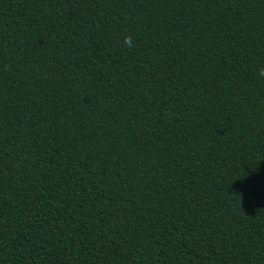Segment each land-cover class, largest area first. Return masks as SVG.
Segmentation results:
<instances>
[{
  "label": "trees",
  "instance_id": "16d2710c",
  "mask_svg": "<svg viewBox=\"0 0 264 264\" xmlns=\"http://www.w3.org/2000/svg\"><path fill=\"white\" fill-rule=\"evenodd\" d=\"M259 66L264 0H0V264H264Z\"/></svg>",
  "mask_w": 264,
  "mask_h": 264
},
{
  "label": "clouds",
  "instance_id": "9594fccd",
  "mask_svg": "<svg viewBox=\"0 0 264 264\" xmlns=\"http://www.w3.org/2000/svg\"><path fill=\"white\" fill-rule=\"evenodd\" d=\"M124 45L129 48L132 47V37L131 36H126L124 38ZM257 71H258L259 76L264 77V66H259L257 68Z\"/></svg>",
  "mask_w": 264,
  "mask_h": 264
}]
</instances>
